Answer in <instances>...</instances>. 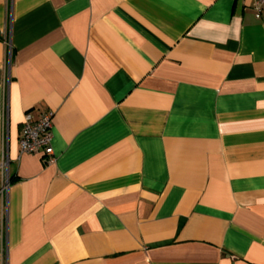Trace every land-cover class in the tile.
I'll list each match as a JSON object with an SVG mask.
<instances>
[{
  "label": "crops",
  "instance_id": "0c3cea01",
  "mask_svg": "<svg viewBox=\"0 0 264 264\" xmlns=\"http://www.w3.org/2000/svg\"><path fill=\"white\" fill-rule=\"evenodd\" d=\"M6 174L0 264H264V10L0 0Z\"/></svg>",
  "mask_w": 264,
  "mask_h": 264
},
{
  "label": "built area",
  "instance_id": "2783aa9c",
  "mask_svg": "<svg viewBox=\"0 0 264 264\" xmlns=\"http://www.w3.org/2000/svg\"><path fill=\"white\" fill-rule=\"evenodd\" d=\"M250 6L254 11L256 18H260L264 10V0H250ZM5 44L10 53L11 44L9 36L5 39ZM9 64V63H8ZM9 68L7 71V80H9ZM52 117L53 113L51 111L41 112L37 116H34L31 112L27 111L24 114L21 132L19 135V149L21 153H33L43 154L46 160H51L49 157L52 154ZM7 159H2V166L7 169ZM8 186V176L1 188V192Z\"/></svg>",
  "mask_w": 264,
  "mask_h": 264
}]
</instances>
